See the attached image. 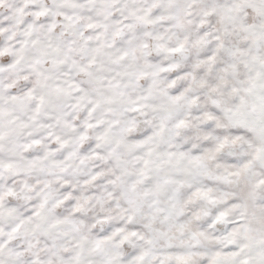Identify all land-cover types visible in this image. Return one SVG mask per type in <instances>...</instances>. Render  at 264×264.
Listing matches in <instances>:
<instances>
[{
  "label": "snow or ice",
  "instance_id": "snow-or-ice-1",
  "mask_svg": "<svg viewBox=\"0 0 264 264\" xmlns=\"http://www.w3.org/2000/svg\"><path fill=\"white\" fill-rule=\"evenodd\" d=\"M0 264H264V0H0Z\"/></svg>",
  "mask_w": 264,
  "mask_h": 264
}]
</instances>
